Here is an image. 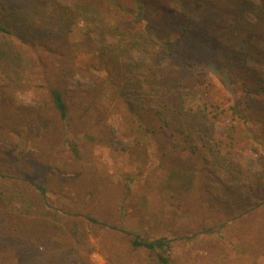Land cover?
Masks as SVG:
<instances>
[{
	"label": "rangeland",
	"instance_id": "1",
	"mask_svg": "<svg viewBox=\"0 0 264 264\" xmlns=\"http://www.w3.org/2000/svg\"><path fill=\"white\" fill-rule=\"evenodd\" d=\"M18 1L21 19L11 32L0 31L20 63L16 70L0 56V115L10 102L43 105L46 87L55 85L68 91L73 124L56 126L66 142L39 134L43 120L30 126L26 117L6 119L0 127V148L14 155L16 169L32 163L31 152L45 151V172L34 178L47 189L45 209L61 217L43 230L5 233L0 264H76L79 253L90 264L139 263L140 256L130 259L126 250L117 258L121 251L106 230H88L87 245L73 247L68 216H91L146 241L170 240L171 264H264V92L256 88L264 84V62L246 63L255 66L253 77L226 64H201L204 81L180 95L189 113L204 112L208 135L178 130L164 110L170 125L158 122L152 133L127 121L130 103L149 102L128 80L153 72L160 78L168 63L157 55L160 41L145 31L151 5ZM173 29L162 33L176 37ZM25 178L21 188L40 201ZM237 208L246 213L235 217Z\"/></svg>",
	"mask_w": 264,
	"mask_h": 264
},
{
	"label": "trees",
	"instance_id": "2",
	"mask_svg": "<svg viewBox=\"0 0 264 264\" xmlns=\"http://www.w3.org/2000/svg\"><path fill=\"white\" fill-rule=\"evenodd\" d=\"M139 2L141 9L148 10V4L152 6L153 11L150 12L153 13V17L150 15L145 31L151 38L153 34L160 41L157 55L167 58L168 63L162 67L160 78L153 72L136 75L128 80V82L133 80L137 85L136 92L140 97L149 98V102L130 103L128 108L131 113L127 115V121L138 123V128L156 133L158 122L166 124L167 127L170 125L162 113L164 110L163 112L170 114L178 124V130L184 126L193 134L199 131L202 135H208V132L204 131V112L196 110L189 113L184 106L180 90L204 81L205 71L201 69V64H226L232 73L237 71L246 77H253L256 73L255 66L248 67L246 63L249 60L254 63H257V60L264 62V44L261 43L264 42V0H139ZM18 3V0H0V11L3 14L0 16V31L11 32L15 21L21 19ZM248 13L254 15L255 21L249 19ZM22 19L27 20L26 17ZM176 26L178 27L176 37L162 33L167 30L175 31L173 27ZM0 56L9 57L10 65L18 70L20 63L15 57L17 55L1 41ZM133 67L137 65H132L129 68L130 72L133 71ZM260 70L264 71L262 65ZM253 84L256 86L260 83L253 81ZM256 88L259 91L262 88L260 92H264V84ZM46 89L49 100L43 105L13 106L11 102H6L8 108L0 115V127L5 126L6 119L22 121L21 119L26 117V122L30 126L40 125L43 120L46 123L42 125L39 134L53 135L58 140L66 142L64 132L62 129L58 130L59 127L56 126L73 124L71 104L66 97L68 91L55 85H48ZM2 94L1 100L4 101L6 96L5 93ZM44 154L45 151L31 152L32 163H23L22 168L16 169L14 155L0 148V242H8L5 233L9 235L12 231L31 228L43 230L44 225L53 224L56 219L61 220V217L45 209L44 197L47 189L34 178L38 172H45ZM26 175L30 176L28 185L38 193L40 201L32 198L21 188V186L24 188L25 182L22 180L26 179ZM234 212L235 217L246 213L238 208ZM30 218L33 220L28 221ZM67 223L68 227L71 225L69 239L78 250L81 246L87 245L85 236L88 230L101 229L114 236L111 242L118 251H121L117 258H122L123 251L126 250L127 257L140 256L138 264H171L173 261L169 255L172 247L170 240H142L134 232L102 223L91 216L85 218L68 216ZM77 263L90 264L81 253L78 255Z\"/></svg>",
	"mask_w": 264,
	"mask_h": 264
}]
</instances>
